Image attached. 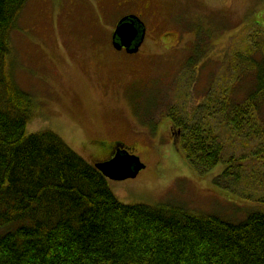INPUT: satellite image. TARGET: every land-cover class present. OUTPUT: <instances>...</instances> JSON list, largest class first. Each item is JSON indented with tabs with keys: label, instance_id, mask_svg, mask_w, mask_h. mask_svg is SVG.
<instances>
[{
	"label": "rangeland",
	"instance_id": "obj_1",
	"mask_svg": "<svg viewBox=\"0 0 264 264\" xmlns=\"http://www.w3.org/2000/svg\"><path fill=\"white\" fill-rule=\"evenodd\" d=\"M123 1L27 0L10 33L8 66L36 103L28 131L51 128L89 161L121 141L146 164L135 178H108L125 203H169L234 222L264 213V159H253L264 141L237 135L219 115L224 160L200 172L172 143L169 118L192 117L221 93L241 101L255 87L245 58L254 38L264 47V0ZM144 3L145 43L137 53L116 50L118 19ZM260 111L264 123V104ZM233 156L245 163L226 188L220 175Z\"/></svg>",
	"mask_w": 264,
	"mask_h": 264
},
{
	"label": "trees",
	"instance_id": "obj_2",
	"mask_svg": "<svg viewBox=\"0 0 264 264\" xmlns=\"http://www.w3.org/2000/svg\"><path fill=\"white\" fill-rule=\"evenodd\" d=\"M26 2L0 0V264H264L263 212L234 222L169 203H125L95 161L57 132L28 131L36 103L8 66L10 33ZM253 40L245 59L255 87L243 100L221 93L192 117H169L176 147L200 172L224 160L219 115L237 135L264 141V47ZM188 64L196 67L195 58ZM261 150L253 159H264ZM225 161L220 178L227 183H220L229 188L245 161Z\"/></svg>",
	"mask_w": 264,
	"mask_h": 264
},
{
	"label": "water",
	"instance_id": "obj_3",
	"mask_svg": "<svg viewBox=\"0 0 264 264\" xmlns=\"http://www.w3.org/2000/svg\"><path fill=\"white\" fill-rule=\"evenodd\" d=\"M146 25L134 14L122 17L113 32V45L117 50L126 48L128 53H137L145 40ZM96 167L107 177L114 180L135 178L146 167L139 155L120 146L114 156L106 161H98Z\"/></svg>",
	"mask_w": 264,
	"mask_h": 264
},
{
	"label": "flooded vegetation",
	"instance_id": "obj_4",
	"mask_svg": "<svg viewBox=\"0 0 264 264\" xmlns=\"http://www.w3.org/2000/svg\"><path fill=\"white\" fill-rule=\"evenodd\" d=\"M120 1V3H121V5H124V4H126V3H128V2H125V1H123V0H119ZM142 6V5H141ZM150 8V5L148 4V3H144L143 4V6L140 8L141 9V12H130V13H127V14H125L124 16H127V15H131V14H134V15H137L144 23H145V25H146V36H145V40H144V42L142 43V45L140 46V49H141V47L143 46V44L145 43V41H146V39H147V34H148V25H147V23L145 22V20H144V15H146V14H144V11L145 10H148ZM124 16H122V17H124ZM121 17V18H122ZM120 18V19H121ZM120 19H118V21L120 20ZM118 21H117V23H118ZM117 23H116V25H115V28H116V26H117ZM115 28H114V30H115ZM114 30H113V32H114ZM113 32H112V36H111V43H112V46L114 47V45H113ZM115 48V47H114ZM116 49V48H115ZM139 49V50H140ZM117 50V49H116ZM121 50H125L126 52H127V50H126V48L124 47V48H122ZM173 133H174V131H173ZM178 138H179V136H176L175 135V133H174V136H173V139H172V143L175 145V147H176V143L178 142ZM124 146V144H122V142L121 141H113V142H109L108 143V145H107V150H106V154L102 157V158H100L98 161L100 162V161H106V160H109V159H111L113 156H114V154H115V152H116V150L120 147V146ZM125 147V146H124ZM125 148H127V147H125ZM129 151L131 152V153H133L131 150H130V148H129ZM141 158V157H140ZM142 160V159H141ZM98 161H95V163L96 162H98ZM143 162V161H142Z\"/></svg>",
	"mask_w": 264,
	"mask_h": 264
}]
</instances>
